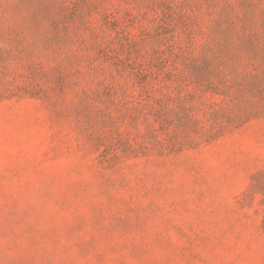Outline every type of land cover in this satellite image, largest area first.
Masks as SVG:
<instances>
[{"label":"rangeland","instance_id":"rangeland-1","mask_svg":"<svg viewBox=\"0 0 264 264\" xmlns=\"http://www.w3.org/2000/svg\"><path fill=\"white\" fill-rule=\"evenodd\" d=\"M0 264H264V0H0Z\"/></svg>","mask_w":264,"mask_h":264}]
</instances>
